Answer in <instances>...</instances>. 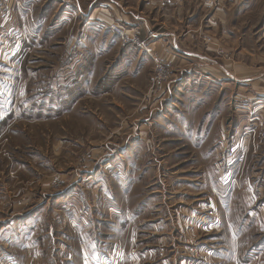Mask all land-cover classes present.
<instances>
[{
    "label": "crops",
    "instance_id": "1",
    "mask_svg": "<svg viewBox=\"0 0 264 264\" xmlns=\"http://www.w3.org/2000/svg\"><path fill=\"white\" fill-rule=\"evenodd\" d=\"M41 9L47 10L48 18H41ZM28 15L33 19L30 30H25ZM111 24L148 40L154 55L124 46L118 36L105 29ZM60 25L65 26L64 33L57 32ZM74 37L79 41L75 48ZM60 39L65 48L59 51L67 57H96L97 65L112 57L111 65L118 63V72L128 71L130 82L133 75L139 83L147 78L148 114L170 98L169 93L164 96L165 84L155 86L153 81L155 58H166L172 74L168 88L179 89L178 104L192 106L191 113H186V107L177 113V132H212L199 146L202 156L198 158L213 169L232 167L246 180L242 181L246 192L232 190L227 194L225 199L232 202V208L227 212L219 209L220 221L212 226L217 229L216 237L205 236L199 249L203 258L197 264H264V154L263 167L248 183L253 159L244 164V138L236 130L238 122L249 127L255 116L264 119V0H0L1 82H8L10 56L22 53L18 60L25 63L22 56L40 57L42 41L56 44ZM18 60L16 67H21ZM69 68L73 71L72 65ZM81 68L87 70L85 65ZM105 69L102 77L110 64ZM125 80L120 79V84ZM217 132L219 140L223 132L237 133L228 138L226 146L216 148ZM47 197L0 204V264H105L108 257H114L119 248L114 244L120 238L113 219L102 216L98 200H87L74 192L60 202H44ZM257 202L263 204L260 217L259 210L253 208ZM188 212L182 209L177 216L197 217L201 213ZM248 213L257 215L249 220ZM168 239V244L164 237L158 239L159 244L157 239L153 244L148 242V258L141 263L193 261L194 249L189 252L183 237ZM123 243L127 250L131 247L128 238ZM134 261L129 254L127 260L120 258L113 264Z\"/></svg>",
    "mask_w": 264,
    "mask_h": 264
},
{
    "label": "rangeland",
    "instance_id": "2",
    "mask_svg": "<svg viewBox=\"0 0 264 264\" xmlns=\"http://www.w3.org/2000/svg\"><path fill=\"white\" fill-rule=\"evenodd\" d=\"M46 11L41 9V18H48ZM27 19L25 30H30L33 16ZM80 26H74V31ZM64 30L60 25L57 32ZM60 41H42L40 57L25 52V63L18 60L22 53L10 56L8 82L2 83L0 77V204L39 200L43 195L48 196L44 202H60L74 192L98 200L102 216L112 218L116 225L120 242L114 245L120 249L105 264L127 260L129 254L134 264H143L149 243L157 239L159 244L158 239L164 237L168 244V237L175 236L183 237L189 252L194 249L193 261L184 260L185 264H197L203 258L199 249L205 236L216 237L212 226L220 221L219 209L232 208L227 194L246 192L244 175L229 166L210 168L198 158L202 156L199 146L212 132H177V113L184 107L191 113L192 106L178 104L179 89L168 88L172 74L166 58L167 74L160 85L165 84L164 96L169 93L170 98L148 114L147 78L139 83L133 75L130 82L128 71L118 72V63L111 65L112 57L104 59V65H97L96 57H67L59 51L65 48ZM78 42L74 37L73 48ZM17 60L23 63L21 67H16ZM102 69L107 70L105 77ZM123 77L125 83L120 84ZM238 125L236 130L244 138V164L253 159L247 175L250 183L263 167L264 119L255 116L249 127ZM234 133L223 132L219 140L217 132L214 146H226ZM262 206L257 202L253 207L259 210L257 214ZM182 209L201 213L177 216ZM254 215L248 219L254 220ZM125 238L131 245L128 250Z\"/></svg>",
    "mask_w": 264,
    "mask_h": 264
},
{
    "label": "built area",
    "instance_id": "3",
    "mask_svg": "<svg viewBox=\"0 0 264 264\" xmlns=\"http://www.w3.org/2000/svg\"><path fill=\"white\" fill-rule=\"evenodd\" d=\"M106 26V25H105ZM26 28V26H25ZM105 29H109L110 31H112L116 36H118L122 43L126 46H134L137 49L140 50L141 53H143L144 55H149V56H153L154 55V50L152 48V44L148 43V40H142L139 38L138 34L135 33L132 30H127L123 27H120L116 24L114 25H109L106 26ZM155 64H156V75L155 78L153 79L155 86H160V81L162 79V76L166 73V67L167 64L165 62V60L160 59L158 57L155 58ZM157 88V87H156ZM157 90V89H156ZM6 263V262H4Z\"/></svg>",
    "mask_w": 264,
    "mask_h": 264
}]
</instances>
